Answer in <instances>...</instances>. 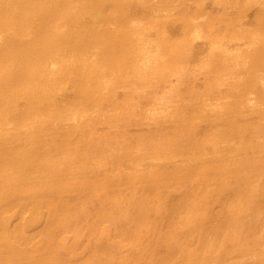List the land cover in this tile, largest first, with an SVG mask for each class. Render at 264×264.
<instances>
[{
  "label": "bare ground",
  "instance_id": "6f19581e",
  "mask_svg": "<svg viewBox=\"0 0 264 264\" xmlns=\"http://www.w3.org/2000/svg\"><path fill=\"white\" fill-rule=\"evenodd\" d=\"M0 264H264V0H0Z\"/></svg>",
  "mask_w": 264,
  "mask_h": 264
}]
</instances>
